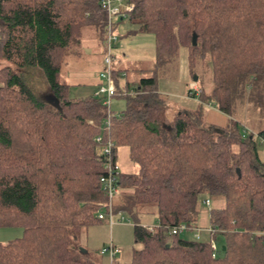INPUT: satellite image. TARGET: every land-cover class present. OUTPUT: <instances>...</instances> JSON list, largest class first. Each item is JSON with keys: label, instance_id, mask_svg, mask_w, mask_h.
<instances>
[{"label": "trees", "instance_id": "1", "mask_svg": "<svg viewBox=\"0 0 264 264\" xmlns=\"http://www.w3.org/2000/svg\"><path fill=\"white\" fill-rule=\"evenodd\" d=\"M125 1L135 30L154 35L156 56L152 74L124 89L114 70L125 107L104 127L102 96L71 97L60 78L84 29L106 39L102 0H0V227H22L0 242V264H122L103 262L76 240L79 229L100 222L105 199L97 134L114 141L116 160L127 145L138 165L120 172L114 210L157 216L155 226L134 220L140 247L127 264H264V126L247 130L236 117L240 106L264 112V0ZM181 48L190 73L209 63L213 85L198 84L196 108L167 119L156 72ZM32 67L60 108L28 85L24 70ZM205 103L228 115L225 125L204 123ZM202 197L213 201L211 237L223 236L215 256L211 239L169 232L180 222L195 226Z\"/></svg>", "mask_w": 264, "mask_h": 264}, {"label": "rangeland", "instance_id": "2", "mask_svg": "<svg viewBox=\"0 0 264 264\" xmlns=\"http://www.w3.org/2000/svg\"><path fill=\"white\" fill-rule=\"evenodd\" d=\"M114 4L119 5V2L112 0ZM125 3V0L120 3ZM127 18V17H126ZM112 26L115 32L118 33V40L113 43L112 54L115 56L123 57L125 65L127 66V80L134 81V78L140 76V68L145 71V75L152 74L155 61V37L151 33H136L130 34L134 25L128 19H117L113 17ZM102 40L101 34L84 29L82 38L79 43H75L67 50L61 66L60 78L69 84V96L74 98L84 97L90 95L92 92L95 94L98 84L96 85L95 79L97 77L98 63L103 52L101 50ZM13 66L12 63L4 61ZM181 71L180 57L174 63H169L166 68L157 69L158 81L162 79L177 80ZM190 78L197 75L194 80L197 84L201 85L205 91H209L213 85L209 63L204 62L201 66L199 63L195 65V71L190 73ZM25 78L28 85L33 91L40 95L47 97L50 95L47 85L35 67L26 68L24 70ZM192 81V79L190 80ZM189 81V82H190ZM167 99L168 104L176 108L177 106H187L196 103L195 98L180 97V95L170 94L169 92H162ZM187 95V94H186ZM125 98L122 96H113L111 98V110L120 111L125 107ZM204 113V123L214 124L215 126H223L228 121V115L220 112L213 104L205 103L202 107ZM167 119H171L172 114H167ZM236 117L244 123L249 130L251 127L261 128L264 126V112L255 109L249 105L240 106L237 110ZM98 150V148L96 147ZM259 152L264 157V145L259 146ZM117 156L120 169L130 173H136L138 165L128 157V146L120 145L117 147ZM120 193L114 198V204L117 201ZM213 205L210 200L209 204L204 202L202 197L200 200V212L194 227L185 230L181 233L182 236L188 238L199 239H213L209 232V208ZM120 215L125 220L115 222L112 225L107 224L104 220L95 222L79 229L76 234V240L81 247L86 248L89 254L102 259L105 263H110L111 259L108 254L100 253L103 246L110 244L115 245L119 251L113 257L115 260L122 264H127L131 261L134 249L140 247V244L135 241L133 236V223L134 220H139L142 224L157 225L156 213L140 212L136 217L126 212H121ZM22 234L21 226H3L0 227V242L20 236ZM198 234V237H196ZM220 247L223 236L218 234L213 239Z\"/></svg>", "mask_w": 264, "mask_h": 264}, {"label": "built area", "instance_id": "3", "mask_svg": "<svg viewBox=\"0 0 264 264\" xmlns=\"http://www.w3.org/2000/svg\"><path fill=\"white\" fill-rule=\"evenodd\" d=\"M119 5L114 4L112 0H102V8L105 9L107 14V33L105 50L102 58V67L99 71L100 83L95 92V95L102 96V103L107 107V116L103 120L104 127H108L110 124V117L113 114L111 110V98L118 94L116 91V82L114 77V55L112 54L113 43L117 40L118 35L112 26L113 17L128 16L129 11L132 8V3H122L124 0H116ZM200 88L198 84L192 80L187 85V95L197 99ZM96 147L98 148L97 153L101 159V165L103 172L99 176V183L101 189L104 192L105 199L100 202L96 209V217L100 220H104L108 224H113L116 221L121 222L125 220L120 211L114 210V198L118 192V179L121 172L120 165L114 156V141L109 135L102 136L97 134L94 136ZM205 203L209 204L210 200L205 199ZM188 227L185 222H180L170 228V233H178L186 230ZM211 232V228H208ZM198 237V234H196ZM210 246L212 250V256H215L217 251V245L213 239L210 240ZM119 249L115 245L103 246L100 249V253L108 254L112 259Z\"/></svg>", "mask_w": 264, "mask_h": 264}, {"label": "crops", "instance_id": "4", "mask_svg": "<svg viewBox=\"0 0 264 264\" xmlns=\"http://www.w3.org/2000/svg\"><path fill=\"white\" fill-rule=\"evenodd\" d=\"M125 3H127V2L125 1ZM122 17L118 16L115 18L121 19V20L127 19L126 17H123V18ZM129 32H130V34L148 33V32H138L135 30V27H133L131 30H129ZM117 35H118V33H117ZM101 40H102L101 50L104 54L106 39L104 38ZM117 40H118V38H117ZM119 56H117V55L114 56V70L117 72V75H118L117 81L120 84L121 88L124 89L126 84H129L130 86H132L134 83H136L139 80L140 77L146 76L145 71H143V69L140 68V71H139L140 76H138L137 78H134V81H131V82H130V80H127V66L125 65L126 61H125V59H123V57L121 58ZM155 56H156V54H155ZM179 57H180V62H181V71L179 74V78L177 80L162 79V80L158 81V89L161 93L162 92H169L170 94L180 95V97H187V98L192 99V97H189L188 95H186L187 94V85H188L189 81L191 80L190 75L188 73V62H187V50H186V48L180 49ZM102 58H103V55L101 56L100 60H97V62H96V63H98V67H99L98 71H100V69L102 67ZM95 82H96V85L100 83L99 72H97V77L95 79ZM89 94H93V93L90 92ZM115 96H117V95H115ZM197 103H198V100H196V103H193V104H190L187 106H180V104H179V106H177L176 108H173L168 104L166 112H167V114H172V117H173V114H175L180 109H188V110L195 109L197 106ZM115 154H116V158L118 161L117 149H116ZM121 171H123V170H121Z\"/></svg>", "mask_w": 264, "mask_h": 264}, {"label": "water", "instance_id": "5", "mask_svg": "<svg viewBox=\"0 0 264 264\" xmlns=\"http://www.w3.org/2000/svg\"><path fill=\"white\" fill-rule=\"evenodd\" d=\"M192 43L193 44H195L196 43V35L195 34H193L192 35ZM197 79V75L196 74H194L193 75V80H196ZM49 101H50V103H52L53 105H56L58 108H60V106H59V104H58V100H57V98L54 96V95H48L47 97H46ZM237 171H239V169L237 168ZM224 248V247H223Z\"/></svg>", "mask_w": 264, "mask_h": 264}]
</instances>
